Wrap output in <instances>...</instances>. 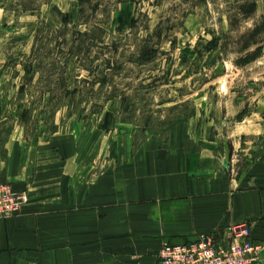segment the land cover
Segmentation results:
<instances>
[{"label":"rangeland","instance_id":"1","mask_svg":"<svg viewBox=\"0 0 264 264\" xmlns=\"http://www.w3.org/2000/svg\"><path fill=\"white\" fill-rule=\"evenodd\" d=\"M169 142L233 180L264 162V0H0V187L28 196L0 219L35 264H77L66 212L94 193L123 214L141 151ZM262 220L236 226L264 241Z\"/></svg>","mask_w":264,"mask_h":264},{"label":"crops","instance_id":"2","mask_svg":"<svg viewBox=\"0 0 264 264\" xmlns=\"http://www.w3.org/2000/svg\"><path fill=\"white\" fill-rule=\"evenodd\" d=\"M153 145L145 162V148L141 151L140 174L121 192L123 214L108 208L101 215L94 193L76 199L70 218L66 212L60 227L68 229L73 221L77 264H156L165 241L182 243L201 232L264 221V162L253 161L250 177L233 180L218 170H199L195 154L178 144ZM29 237L19 219H0V264H35L25 243Z\"/></svg>","mask_w":264,"mask_h":264},{"label":"built area","instance_id":"3","mask_svg":"<svg viewBox=\"0 0 264 264\" xmlns=\"http://www.w3.org/2000/svg\"><path fill=\"white\" fill-rule=\"evenodd\" d=\"M27 198L25 192L0 187V218L15 212ZM231 235L239 238L241 243L233 244L235 240L233 243L217 242L216 236L204 232L182 243H166L157 264H264V241L253 239L247 226H234Z\"/></svg>","mask_w":264,"mask_h":264},{"label":"trees","instance_id":"4","mask_svg":"<svg viewBox=\"0 0 264 264\" xmlns=\"http://www.w3.org/2000/svg\"><path fill=\"white\" fill-rule=\"evenodd\" d=\"M68 20L65 18V22H67ZM80 35H85V34H83V33H76V36L78 37V36H80ZM72 48V50L74 49L73 47H71Z\"/></svg>","mask_w":264,"mask_h":264}]
</instances>
